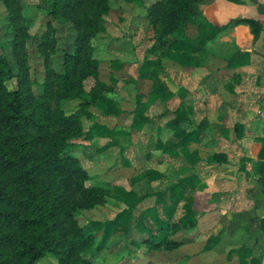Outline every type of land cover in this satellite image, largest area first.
<instances>
[{
  "label": "rangeland",
  "instance_id": "rangeland-1",
  "mask_svg": "<svg viewBox=\"0 0 264 264\" xmlns=\"http://www.w3.org/2000/svg\"><path fill=\"white\" fill-rule=\"evenodd\" d=\"M152 1L108 0L105 32L90 38V59L96 65L86 66L84 71L95 74H85L79 84L86 93L97 79L103 90L95 94L99 95L96 108L88 109L91 116L81 119L83 132L67 138L65 151L76 156L86 170L90 177L86 183L102 187L105 194L101 201L89 204L73 192L70 198L78 204L74 215L100 245L102 264H182V257L190 258L187 264H216L210 247L202 245L206 239L203 227L190 233L167 229L166 223L172 215L174 220L181 217L200 225L206 219L202 214L214 210L221 200L213 190H206L212 188L209 181H202L206 163H213L206 160L207 155L209 159L210 153L222 150L217 141L222 137L219 126L226 105L217 104L219 99L213 95H225L220 100L232 106L236 102L232 95H247L248 91L231 65L237 52H229V46L216 40L223 29L231 27L232 19L219 25L207 21L204 12L215 14L216 8H209L210 0H199L193 22L163 35V44L155 42L152 47L155 33L146 18ZM9 6L17 14L12 25H23L27 36L20 46L10 47L9 20L0 0V54H6L12 71L18 62L12 51L19 55L23 88L37 98L44 70L49 66L59 69L61 54L70 50L78 28L91 19L95 8L91 5L76 19L58 22L46 15L44 0H12ZM48 22L51 46H39L38 36ZM193 43L202 50L192 52ZM244 58L238 60L246 61ZM209 78L211 85L207 84ZM6 84L12 85L11 81ZM181 86L188 87L186 95H192L196 112L188 122L179 110L181 101L173 96L184 95L178 90ZM196 95H203L201 102ZM79 103V98L70 95L49 101L50 107L57 105L66 113H73ZM198 111L207 112L202 133L197 127ZM242 120L245 118L240 117ZM186 142L189 144L184 145ZM188 159L193 160L192 165ZM175 188L183 196L177 202L181 206L173 210L170 199ZM183 207L191 212L184 215ZM208 219L216 220L214 216ZM143 239L179 244L150 249ZM186 240L190 242L187 248L182 243ZM51 261L52 257L44 256L35 264Z\"/></svg>",
  "mask_w": 264,
  "mask_h": 264
},
{
  "label": "trees",
  "instance_id": "trees-1",
  "mask_svg": "<svg viewBox=\"0 0 264 264\" xmlns=\"http://www.w3.org/2000/svg\"><path fill=\"white\" fill-rule=\"evenodd\" d=\"M44 1L46 15L58 22L76 19L91 5L95 13L78 28L70 50L61 54L59 69L49 66L44 70L42 92L37 98L23 88L25 76L19 55L12 51L18 61L12 71L6 54H0V264H35L44 256L54 259L50 264H102L101 247L94 235L77 223L74 211L78 204L70 196L75 192L80 195L79 200L94 204L105 193L102 187L86 183L90 180L86 170L65 148L69 146L67 138L83 132L81 119L91 116L88 109L96 108L99 95L95 94L103 90V85L94 79L93 86L84 93L79 82L85 74H95L90 70L85 72L84 67L96 65L90 59V38L105 32L103 22L108 0ZM1 2L12 35L8 44L12 48L20 46L27 36L26 28L12 25V17H17L16 10L9 6L12 0ZM198 3L199 0H153L146 9V18L155 33L152 47L155 42L163 44V35L193 22ZM231 22L246 24L253 36L260 29L252 19ZM45 26L38 36L39 46L43 47L51 46L47 36L52 27L49 22ZM191 50L202 49L193 43ZM68 95L80 99L73 113H66L57 105L50 107L52 98ZM168 217L166 228L178 230V223ZM143 240L150 249H170L179 244L165 239Z\"/></svg>",
  "mask_w": 264,
  "mask_h": 264
},
{
  "label": "crops",
  "instance_id": "crops-1",
  "mask_svg": "<svg viewBox=\"0 0 264 264\" xmlns=\"http://www.w3.org/2000/svg\"><path fill=\"white\" fill-rule=\"evenodd\" d=\"M208 4L209 8H216L215 14L204 12L206 20L213 24L247 18L257 21L260 29L253 36L246 24L232 25L231 22V27L223 29L216 38L217 42L221 40L219 44L229 46V52H237L231 65L241 83L248 85L247 95H232L236 100L232 106L220 100L225 95H213L219 99L217 104L226 105L219 126L222 137L217 141L222 150L210 153L209 159L207 155L206 160H213V163H206L208 170L202 181L206 184L209 181L212 188L206 190H213L221 200L214 210L202 214L206 219L200 225L181 217L174 220L172 215L171 220L184 232L191 233L195 227H203L206 239L202 245L210 247L211 258L216 264H264V0H240L238 3L210 0ZM240 56L246 57V61L238 60ZM211 82L213 80L209 78L207 84L211 85ZM178 90L185 92L184 95L173 96L181 101L177 104L188 122L191 116H196L192 95H186L188 87L181 86ZM216 92L220 90L216 88ZM196 99L201 102L203 95H196ZM206 113L198 111L200 133L204 132ZM240 117L245 121L240 122ZM192 162L188 159V164L192 165ZM174 190L170 199L173 210L181 206L177 202L183 196L176 188ZM182 209L184 215L191 212L189 207ZM211 216L216 220L209 221ZM188 242L182 243L185 246ZM189 259L182 257L180 261L187 264Z\"/></svg>",
  "mask_w": 264,
  "mask_h": 264
}]
</instances>
